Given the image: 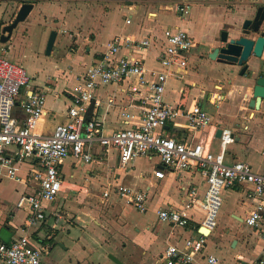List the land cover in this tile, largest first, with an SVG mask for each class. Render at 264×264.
Returning a JSON list of instances; mask_svg holds the SVG:
<instances>
[{"label":"crops","instance_id":"1","mask_svg":"<svg viewBox=\"0 0 264 264\" xmlns=\"http://www.w3.org/2000/svg\"><path fill=\"white\" fill-rule=\"evenodd\" d=\"M46 2L37 0L33 3L24 33L18 36L22 37L21 44L14 45L13 33L9 43H0L8 60L22 66L32 55L33 48L46 49L49 31L42 32L29 19L34 8H40L39 5L45 11ZM254 2L258 0H184L176 5L167 0H81L70 6L47 2L49 16H52L50 30L55 26L69 29L65 36L67 44L58 41L67 49L62 51L58 63L49 71H35L31 75L29 87L22 89L16 98L12 115L17 121H22L23 103L32 91H42L45 93V116L40 130L43 134H51L56 125L67 121V110L79 80L88 67L101 60L105 44L115 35L149 37L153 46L145 54H137H142L147 68L156 67L154 58L163 47V29L160 30L159 25L167 14L168 26L165 28L185 30L194 46L188 54L186 69H173L164 100L184 113L198 105L212 118L213 128L189 130L186 118L179 117L164 126L163 135L178 142L207 139L211 152L216 154L220 151L216 131L230 130L234 141L227 146L225 161H242L254 171L261 172L264 170V109L261 107L256 113L247 104L254 80L264 72V52L261 59L250 58L243 76L239 75L240 67L207 57L221 32L226 31L229 38L240 36L243 21L254 13ZM16 4L15 0H0V5L6 7L0 12V26L12 21L22 3L18 8ZM178 4L190 6L188 19L176 12ZM43 15L48 20L47 15ZM126 17L132 19L130 24L123 21L120 29L114 28L117 21ZM261 31L264 32V25ZM57 40L56 32L48 56ZM122 55L123 52L118 53V57ZM202 67H207L204 75L199 73ZM128 86V81H125L97 89L103 101L94 110L93 118L101 122L105 134L140 124L143 106L137 96L128 93ZM217 94L220 101L212 102V97ZM108 99H112L110 105ZM125 111L133 114L135 119L123 120L121 113ZM4 154L13 159L12 168L16 170L19 182L9 179L6 170L0 167V242L10 244L21 236H28L41 247L42 264H114L108 258L110 254L121 264H158L168 245L183 250L186 240L199 235L204 214L198 208L190 211V222L184 228L161 223L156 216L158 209L180 208L186 191L191 187H196L202 196L205 181L194 166L175 172L164 168L156 156L150 155L136 158L122 169L118 165L117 152L111 151L105 157L99 145H94L90 163H83L71 155L60 163L61 191L54 202L42 203L45 219L33 227L26 223L28 206L17 207V202L21 196L32 195L37 190L35 167L31 161L18 160L16 147H8ZM156 170H163V178L153 176ZM113 183L144 191L150 202L147 211L139 213L113 195L103 199L107 184ZM245 191L244 188L222 191V204L229 220L219 216L216 228L207 236L201 254L192 264H204L207 254L215 255L222 264H240L236 261L237 256L245 261L264 258L263 245L244 224L251 209ZM53 214L61 215V219L56 222ZM220 222L224 225L223 230L219 228ZM240 225L244 227L240 228ZM211 236L213 239L208 241Z\"/></svg>","mask_w":264,"mask_h":264},{"label":"built area","instance_id":"2","mask_svg":"<svg viewBox=\"0 0 264 264\" xmlns=\"http://www.w3.org/2000/svg\"><path fill=\"white\" fill-rule=\"evenodd\" d=\"M258 2L264 3V0ZM189 11L188 4L176 6V12L182 18ZM130 22L124 21L127 25ZM162 37V51L154 58L156 67L147 68L144 57L137 52L145 54L153 46L151 39L138 38L134 34L115 35L105 44L101 60L88 67L79 80L67 110V121L56 125L51 134H43L40 130L45 116V93L42 91H32L23 103L22 121L13 117L16 98L22 89L29 87L30 78L25 69L8 60L4 56L5 49L0 48V167L6 170L9 179L19 182L16 170L12 168L13 159L4 154L8 147H16L18 160H28L34 165V179L38 185L32 195L19 198L17 207L28 206V226L35 227L43 222L45 208L42 203L54 202L61 191L60 163L69 155L83 163H90L93 160L91 148L99 145L105 157L111 151L117 152L118 165L122 169L132 160L150 155L156 156L164 168L175 172L185 171L191 166L199 169L206 185L202 196H199L196 187H191L186 191L180 208L156 211L157 219L171 226L186 227L190 222V211L198 208L204 214L201 227L210 234L217 225L222 191L244 188L251 207L244 224L258 237L264 249V170L256 172L242 161H225L227 146L234 141L232 132L222 130L220 151L216 154L211 152L207 139L178 142L162 133L168 122H174L179 117L186 118L189 130L213 128L212 118L198 105L184 113L177 106L165 102L167 81L173 76V69H186L188 54L194 44L187 32L180 28H164ZM119 52L124 55L118 57ZM125 81L129 83L128 93L137 96L142 103L140 124L105 134L101 122L93 118V113L89 121H85L84 116L92 101L94 110L102 104L98 87ZM212 100L219 102L220 96L217 94ZM107 103L110 105L112 99H108ZM121 117L125 121L135 119L126 111L121 113ZM163 175V170L153 171L155 178L161 179ZM111 195L139 213H145L150 203L144 191L121 183L107 184L102 198L108 199ZM53 216L56 222L61 219L59 214ZM207 236L199 234L195 239L186 240L183 250L168 245L158 264H192L201 254ZM203 261L204 264H222L212 254L204 256ZM236 261L240 264H264V258L245 261L237 256ZM0 263L42 264V249L26 235L10 244L0 242Z\"/></svg>","mask_w":264,"mask_h":264},{"label":"water","instance_id":"3","mask_svg":"<svg viewBox=\"0 0 264 264\" xmlns=\"http://www.w3.org/2000/svg\"><path fill=\"white\" fill-rule=\"evenodd\" d=\"M254 13L250 18L243 21L238 38H229L226 31L220 33L215 45L210 49L208 58L229 66L240 67L239 75L243 76L247 70V63L251 57L261 59L264 52V32L261 31L264 25V5L259 2L253 4ZM33 3L24 2L20 5L15 13L12 21L6 25L0 26V43H7L12 36L16 27L25 22L32 11ZM56 38V32L52 31L46 43L45 54L48 56L53 48ZM247 107L256 112H260V108L264 109V72L254 80L251 86L250 100ZM94 110L93 101L90 103L84 116L85 121H89ZM264 113V110H263ZM262 115V114H261ZM222 130L216 131L215 137L220 138ZM199 234L207 236L209 231L200 227ZM108 258L114 264H121L113 255Z\"/></svg>","mask_w":264,"mask_h":264},{"label":"rangeland","instance_id":"4","mask_svg":"<svg viewBox=\"0 0 264 264\" xmlns=\"http://www.w3.org/2000/svg\"><path fill=\"white\" fill-rule=\"evenodd\" d=\"M10 1H13V0H10ZM22 1L23 0H15V3L17 2V4H16L17 8L19 6V3H22ZM44 1H46V0H44ZM80 1L81 0H47L48 4H50V5H54L55 3H58V4H60V6L61 5L70 6L71 4H73V3L77 4ZM167 1H172L174 3V5H176V3H182V1L184 2V0H167ZM185 1H188V0H185ZM47 2L45 3L46 4L45 6L47 7V9L45 11H43L41 5H39L40 8H34V10L31 13L29 19H30L31 23L36 25L35 27H37L42 32L49 31L48 33L50 35V33L52 31H54V32L56 31L58 33V40H57L55 48H54V50H53V52H52V54L50 56H46L44 54L45 53V50H44L45 48H43V50L40 51V50H36V47H35L31 51L32 55L29 56L27 61L26 60L24 61V64H23L24 66L23 65L22 66L25 69V71L27 73V76L30 78V81H31V75H33L35 73V71H41V70H48L49 71L52 67H54V65H56L58 63V60H59V57H60L59 55L62 53V51H65L67 49V47L65 45H62V44H67V42L65 41L67 38L65 36L68 33L67 30H69V29L68 28H64L62 26H55V28L50 30L51 29L50 27L52 25V22H50V21H52V16H49L50 15V11L48 9ZM8 6H9V4H8ZM5 9H6L5 6L0 5V12L4 11ZM43 14L47 15V19L49 20V22H48V20H45ZM14 15L12 17H14ZM166 15L167 14H165V18L163 19L162 23L159 25L160 30H162L166 26H168V25H166V22H167ZM188 18H189V14L187 16H185V20L188 19ZM125 20H132V19L126 17L123 20V18H122L121 20L117 21L114 24V28L120 29L123 26V21H125ZM25 25H26L25 22L21 23L13 31V37H14L13 40L15 41L14 45L17 44V43L21 44L22 37L18 38V36L23 35ZM65 29H66V31H65ZM49 35H48V38H49ZM48 38H47V40H48ZM59 40H61L60 41L62 43L61 46H60V42H58ZM46 43H45V46H46ZM202 68H203V70H201L199 73L204 75L206 73L207 67H202ZM227 214L228 213L225 212V209L223 208V204H222L220 209H219V211H218V214H217V217H216V222L219 221V218H220L219 216L220 215L224 216L225 218H227V220H229V217L227 216ZM236 225L239 227V223L236 224ZM243 227L244 226L240 225V228H243ZM219 228L221 230L224 229V225H222L221 222L219 224ZM212 239H213V236L208 238V241H211ZM248 239L251 240V238H248Z\"/></svg>","mask_w":264,"mask_h":264},{"label":"trees","instance_id":"5","mask_svg":"<svg viewBox=\"0 0 264 264\" xmlns=\"http://www.w3.org/2000/svg\"><path fill=\"white\" fill-rule=\"evenodd\" d=\"M37 0H27V1H22V3H24V2H27V3H34V2H36Z\"/></svg>","mask_w":264,"mask_h":264}]
</instances>
